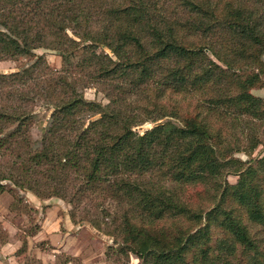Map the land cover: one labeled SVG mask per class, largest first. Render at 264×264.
Instances as JSON below:
<instances>
[{"label":"trees","instance_id":"obj_1","mask_svg":"<svg viewBox=\"0 0 264 264\" xmlns=\"http://www.w3.org/2000/svg\"><path fill=\"white\" fill-rule=\"evenodd\" d=\"M167 1L0 0V61L39 48L62 58L59 70L42 55L32 71L0 73V166L8 163L0 194L9 180L67 201L73 221L82 208L84 220L99 213L120 252L140 264H233L239 252L249 257L239 264H261L241 213L264 225V184L255 164L235 158L246 148L233 131L244 118L264 119V102L251 92L264 73V0ZM196 35L219 39V49L188 45ZM87 88L107 102L86 98ZM186 93L205 100L183 116L166 110L168 95ZM40 102L52 112L37 147ZM86 114L96 117L81 126ZM165 117L181 124L134 130ZM250 161L264 172V156ZM227 173L239 181H223ZM186 185H211L213 205L194 208Z\"/></svg>","mask_w":264,"mask_h":264},{"label":"rangeland","instance_id":"obj_2","mask_svg":"<svg viewBox=\"0 0 264 264\" xmlns=\"http://www.w3.org/2000/svg\"><path fill=\"white\" fill-rule=\"evenodd\" d=\"M164 1V0H163ZM171 1V0H170ZM167 2V5L170 2ZM188 45L213 46L216 44L219 49V39L201 37L199 35L186 38ZM36 56H22L14 60L0 61V73L8 74L12 72L32 71V63L37 56H45L51 68L59 70L62 67V58L57 51L53 49L39 48L35 50ZM247 72L251 68L243 67ZM262 82L259 83L251 92L262 98L264 102V73L261 75ZM86 98L106 103L107 100L103 93H98L94 88L84 90ZM199 94H170L166 97L165 108L167 111L177 110L181 116L191 111L194 106L203 102L205 97ZM37 118L32 128L33 140L36 146H40V140L43 135V129L47 127L52 112L50 107L40 102L34 107ZM96 116L86 114L79 118L81 126L87 125L88 120ZM173 120L177 124L181 122L176 118L165 117L157 121H146L143 124L134 127V130L143 134L154 126ZM247 121V122H246ZM244 126V128H243ZM237 141L236 144L241 148L250 150L253 143L256 142L252 153L245 151L235 152V158L239 157L245 164L244 168L255 164V179L258 183L264 184V172L260 165L251 159H259L264 156V119L258 120L252 117L244 118L239 121L233 131ZM235 146V145H233ZM236 147V146H235ZM1 171L7 170L8 163L1 162ZM4 174V173H3ZM239 175L227 173L222 178L228 184H236L239 181ZM7 190L0 194V264H6L7 257H15L22 264H140L141 260L134 252H120L121 240L115 234H108L112 227L106 222L99 213L90 211L89 219H83L84 209L77 211L76 219L73 221L70 211L73 210L71 204L67 201L52 197L48 199L40 198L31 191L20 189L9 180H3ZM170 189L178 187L177 183L167 182ZM184 197L194 208L212 206L211 185H186L182 188ZM3 196V197H1ZM236 206V205H235ZM93 210V209H92ZM198 210V209H197ZM244 221L252 228V234L261 245V254L257 260L264 264V225L253 224L247 217L246 211L241 213ZM96 220L95 225L93 221ZM187 223V222H185ZM186 225H189L188 223ZM212 231L215 238L224 236L222 228L218 223L212 225ZM41 232V233H40ZM35 235H38L35 236ZM35 236V237H34ZM66 242V243H64ZM68 244V251H65L64 245ZM5 247V249H2ZM240 251V250H239ZM15 252V254H14ZM68 252H72L70 255ZM76 255V256H75ZM2 256V257H1ZM75 256V257H74ZM246 258V259H245ZM245 259L246 263L249 257L239 252L232 260L233 264H239ZM15 260V259H14ZM69 261V263H66Z\"/></svg>","mask_w":264,"mask_h":264},{"label":"crops","instance_id":"obj_3","mask_svg":"<svg viewBox=\"0 0 264 264\" xmlns=\"http://www.w3.org/2000/svg\"><path fill=\"white\" fill-rule=\"evenodd\" d=\"M1 197H3V196H1ZM41 233V232H40ZM35 236H37L38 237V235H35ZM34 236V237H35ZM64 243H66V242H64ZM64 248H67V249H65V251H68V244H65L64 245ZM2 249H5V247H2ZM70 255H72L71 253L72 252H68ZM14 254H15V252H14ZM76 256V255H75ZM74 256V257H75ZM15 259V260H14ZM16 259H18L17 258V256L15 255V257H7V261H8V263L6 262V264H22L19 260L17 261ZM66 263H69V261H67Z\"/></svg>","mask_w":264,"mask_h":264}]
</instances>
